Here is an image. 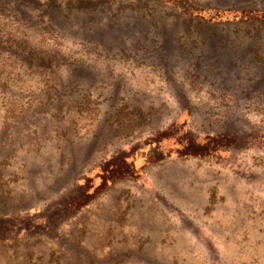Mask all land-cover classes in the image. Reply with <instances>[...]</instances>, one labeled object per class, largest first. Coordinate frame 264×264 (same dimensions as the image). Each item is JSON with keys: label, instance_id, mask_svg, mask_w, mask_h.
<instances>
[{"label": "rangeland", "instance_id": "obj_1", "mask_svg": "<svg viewBox=\"0 0 264 264\" xmlns=\"http://www.w3.org/2000/svg\"><path fill=\"white\" fill-rule=\"evenodd\" d=\"M195 1L0 0V264H264V0Z\"/></svg>", "mask_w": 264, "mask_h": 264}, {"label": "trees", "instance_id": "obj_2", "mask_svg": "<svg viewBox=\"0 0 264 264\" xmlns=\"http://www.w3.org/2000/svg\"><path fill=\"white\" fill-rule=\"evenodd\" d=\"M188 1H190V2H192L194 5H197L198 7H200L201 9H200V12H193V13H191V16H192V18H194V17H196V18H203L204 16H202V15H204V13H206V10H210V8L209 7H204L205 5H203V4H200V3H198V2H196L195 0H188ZM211 11H214L215 13H214V17L215 18H213V16H212V19H210V20H207V21H210L211 23H217V22H219V21H216V19L219 17V16H221L222 14H232L233 16H242V15H249L250 17H251V19L252 18H254V19H259V18H261V20H264V11H261V10H254V9H244V10H242V9H225V10H221V9H211ZM234 19H231V20H227V21H233ZM183 149H185V147L183 148ZM182 149V150H183ZM180 154L181 155H186L187 154V152L186 151H180ZM3 223L2 224H0V229H6L7 228V225H8V223H7V221H2ZM12 240V239H14L13 237H10V236H7V234H4V230H0V241H4V240Z\"/></svg>", "mask_w": 264, "mask_h": 264}]
</instances>
